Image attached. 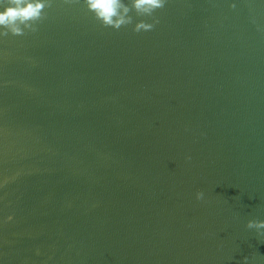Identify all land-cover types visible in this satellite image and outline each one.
I'll list each match as a JSON object with an SVG mask.
<instances>
[{"label": "water", "instance_id": "obj_1", "mask_svg": "<svg viewBox=\"0 0 264 264\" xmlns=\"http://www.w3.org/2000/svg\"><path fill=\"white\" fill-rule=\"evenodd\" d=\"M44 13L0 38L2 264H264V0Z\"/></svg>", "mask_w": 264, "mask_h": 264}, {"label": "clouds", "instance_id": "obj_2", "mask_svg": "<svg viewBox=\"0 0 264 264\" xmlns=\"http://www.w3.org/2000/svg\"><path fill=\"white\" fill-rule=\"evenodd\" d=\"M80 2L65 0V3ZM51 3L52 0H0V38L9 34L22 36L26 32H35L37 23L45 19L44 10L51 7ZM82 3L102 26L119 30L134 25L132 31L140 33L151 31L159 23L155 13L163 9L168 0H82ZM230 6L236 7L235 3ZM133 11L136 18L146 17L152 22H145L144 19L134 22V17L130 15ZM203 196L202 192H198L196 199L201 200ZM6 219L11 220L12 217ZM246 227L264 236V221L249 220ZM243 264H248V257H244Z\"/></svg>", "mask_w": 264, "mask_h": 264}]
</instances>
